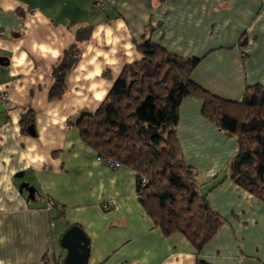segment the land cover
I'll list each match as a JSON object with an SVG mask.
<instances>
[{
    "label": "crops",
    "instance_id": "0c3cea01",
    "mask_svg": "<svg viewBox=\"0 0 264 264\" xmlns=\"http://www.w3.org/2000/svg\"><path fill=\"white\" fill-rule=\"evenodd\" d=\"M80 27L89 38L63 96L50 99L52 66ZM145 32L170 53L199 57L191 79L211 94L238 101L264 84V0H0V264H65L60 237L72 225L88 237L87 264H195L190 241L164 235L145 213L134 170L98 160L69 122L95 111L123 67L142 58ZM202 106L185 97L175 127L200 193L224 218L199 258L264 264V202L229 178L237 139ZM27 109L33 135L21 131Z\"/></svg>",
    "mask_w": 264,
    "mask_h": 264
},
{
    "label": "trees",
    "instance_id": "16d2710c",
    "mask_svg": "<svg viewBox=\"0 0 264 264\" xmlns=\"http://www.w3.org/2000/svg\"><path fill=\"white\" fill-rule=\"evenodd\" d=\"M89 29L78 28L76 41L52 66L50 99L63 96L67 74L79 57L81 42L89 38ZM136 46L142 58L123 67L98 108L69 122L98 157L134 170L138 201L153 224L164 235L182 233L196 249L195 264H211L199 253L224 218L211 209L199 191L197 171L184 161L175 130L179 107L188 96L202 100L204 117L236 137L238 150L228 164L229 178L264 202V84L246 86L238 101L224 99L192 81L199 57L170 53L153 43L148 32ZM33 115L30 109L22 113V132L28 133ZM145 123L152 127H144ZM162 126L165 136L158 134ZM143 127L150 134H143Z\"/></svg>",
    "mask_w": 264,
    "mask_h": 264
},
{
    "label": "water",
    "instance_id": "95a60500",
    "mask_svg": "<svg viewBox=\"0 0 264 264\" xmlns=\"http://www.w3.org/2000/svg\"><path fill=\"white\" fill-rule=\"evenodd\" d=\"M28 133L33 135V125L28 126ZM60 245L66 250L65 264H87L88 237L77 225L68 228L60 237Z\"/></svg>",
    "mask_w": 264,
    "mask_h": 264
},
{
    "label": "rangeland",
    "instance_id": "374dc122",
    "mask_svg": "<svg viewBox=\"0 0 264 264\" xmlns=\"http://www.w3.org/2000/svg\"><path fill=\"white\" fill-rule=\"evenodd\" d=\"M144 125V127H152V126H150L151 124H148V123H145V124H143ZM140 128V130H141V132L143 133V134H150V133H147V132H149V131H147V128ZM166 126H162V129L161 130H159V132H158V134H160V135H162V136H165L166 135V133H167V129L165 128ZM154 130V129H153ZM145 132V133H144ZM150 132H152V131H150ZM148 136V135H147ZM150 136L151 135H149V137L147 138V140H149L150 139ZM62 220H54V224L56 225H61L62 226V222H61Z\"/></svg>",
    "mask_w": 264,
    "mask_h": 264
},
{
    "label": "built area",
    "instance_id": "2783aa9c",
    "mask_svg": "<svg viewBox=\"0 0 264 264\" xmlns=\"http://www.w3.org/2000/svg\"><path fill=\"white\" fill-rule=\"evenodd\" d=\"M6 100V92L4 90H0V100ZM98 160L105 162L106 164L112 166V167H117L119 164L115 161H112L110 159H103L101 157H98Z\"/></svg>",
    "mask_w": 264,
    "mask_h": 264
}]
</instances>
